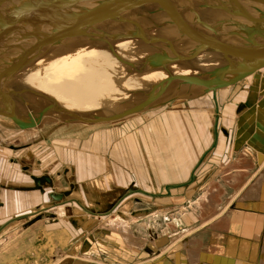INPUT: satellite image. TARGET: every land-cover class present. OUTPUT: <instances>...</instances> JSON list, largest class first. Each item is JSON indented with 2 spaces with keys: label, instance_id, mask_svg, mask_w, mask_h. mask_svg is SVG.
Masks as SVG:
<instances>
[{
  "label": "rangeland",
  "instance_id": "374dc122",
  "mask_svg": "<svg viewBox=\"0 0 264 264\" xmlns=\"http://www.w3.org/2000/svg\"><path fill=\"white\" fill-rule=\"evenodd\" d=\"M26 1L27 0H18L20 3L19 7L23 8L24 6L22 12L25 11V8H30L27 6L30 5L32 0ZM13 7H15V5H13ZM149 10L154 9L150 7L148 10H146V13ZM213 17H215V15L211 16V18ZM136 20L139 19L137 18ZM0 24H2V22H0ZM209 24L212 25V22ZM233 24L235 23L225 22L223 27H218L219 25H217V28L215 29L224 39H229L234 33L231 28L234 26ZM238 32L241 31L239 30ZM163 33L165 34L164 31ZM167 35H169V33ZM237 36L239 39V37L243 38L244 35L239 33ZM96 47H99V45L94 46L93 49L91 48L86 52L91 54H100L87 56L79 61H75L73 59L67 61V63H65V65L61 68L63 77L61 75H57L55 77L47 78V80H43L41 85H44V89L50 88L49 86L53 85V82L58 81L59 84H61L57 86L53 92H50L48 94L49 96L53 98L64 96L65 92L68 91L67 88H63L65 85L64 81L69 83L72 88H75L76 86L74 85L77 83V81L79 82V80H84L81 78L85 77L87 74L91 75L94 73L93 75L96 74L95 76L98 75L101 77V79H106L107 77L110 78L113 74L115 77L117 75L119 76L121 73L117 69L119 68L118 66L122 68L124 72L123 75L128 79L127 82L129 85L131 80H135L134 83H139L137 77H141L142 73L139 72L140 67L135 64L136 61H134L136 70L131 69L132 60L137 58L139 52L149 49H141V46L136 45L135 42L125 41L115 45V56H113L110 52L104 50L97 51ZM149 51L153 54L157 53L155 50ZM108 55H111L113 58V63L109 69L107 63L104 62L108 61L106 59ZM97 57H99L101 60L95 69H86L84 71H87L86 73H80L79 71L76 73L72 72L73 70H76V67L80 64L82 65L88 62H94ZM161 63L163 64V61H161ZM113 66H116L114 67L116 69H114ZM127 69H129L130 73L132 74L129 75ZM156 73L157 75L155 79L152 80L155 81V84L153 85L158 84V76H160V78L163 76L161 69L156 71ZM62 78L63 81H61ZM164 79H167L166 75H164ZM107 81L111 84V87L114 85V81ZM142 82L143 81L140 80L141 84ZM146 82L147 81H145V84ZM246 82H249L252 86V89L248 90V95L250 94L248 101L251 100V98L253 99L254 95L258 92L263 94L261 98L264 97V69L259 71L258 74H255L249 78V81ZM241 84L242 83L238 84L237 86L235 85L223 96H227L228 93L233 92V88H236V93H239L242 91L240 89ZM39 86L40 85L36 86L35 88H38ZM177 86L178 85L176 84L174 87ZM77 88H79V86H77ZM173 88H170L169 91H171ZM116 89L117 87L113 86L106 91V94L102 92V95L111 96L116 93ZM147 89L148 87L145 85V87L140 90ZM38 91L40 90H35V92ZM69 92H72V90ZM80 92H84L83 88H81ZM80 92H77L75 97L78 96ZM241 94L247 95V92L243 91ZM170 96L171 95L168 94L166 98L164 97V99L161 100L170 99ZM241 96L243 95H240L237 98V101L240 100ZM69 98H71V96L67 97L66 100ZM205 98H207V100L209 99L207 104H212L211 95L206 94L203 96V94L199 92L196 96H191L190 99L185 98L183 100H169L163 105L161 104L155 106L153 110L144 111L143 113L137 114L129 119L107 121L106 125L110 127L103 130L102 128H104V125H101V123L98 122L97 119L99 118L90 122H75L73 121V118L69 119V116L72 114L82 115L90 113V108L74 111V113L71 112L72 114L47 115L43 117L38 126L27 130H20L14 126H11L7 120L0 117V181L23 186H32L33 182L30 180V176L48 175L49 177L52 176L56 178L57 176L61 177L65 175L67 171V175H69L70 169H67L66 173L64 174V172H62L63 169L61 168H68L65 166H69L71 163L84 162V158H96L98 161H100V159H105L109 167L115 169L117 162L116 159L119 158L120 154L129 159L128 162H130V164L133 162L132 159L135 158L136 160H140V164H143L144 168L151 167L150 169H152L153 164L155 163V143L157 144L155 141L157 139H161V142L165 143L162 138L164 132L160 128V126H162L161 123L163 122V119H160L159 117L163 118L164 114H167L168 118L171 117V121L169 123L173 127V133L172 135H169V141H172L173 144H176L172 146L175 147L178 145L177 142H179L182 137V133H180V127L182 125V118L180 114H188L187 108L196 107L195 105L198 100H200L198 101V104L201 103L200 106H203L204 104L202 103ZM257 98L258 97L255 98V103L249 104L247 107L252 113L256 111L259 112L262 108L260 103L263 102V100L258 101ZM28 100L34 106L42 104L41 99L29 98ZM126 100H129V97L126 98ZM161 100L157 101L154 105L159 104ZM219 108L222 109V107ZM219 108H217L216 111H220ZM19 110L24 109L19 107ZM142 117H146L148 122L150 120L155 121V124L152 125V127L149 126L151 127L150 129L147 128L143 131H139L141 130L139 127L135 128L137 130L136 138L146 140L148 139V142L140 144L139 149L134 148L133 150L130 147L132 144L130 141V143H125L124 146L126 147L122 148L124 153L118 152L119 149L116 147V144H118L116 133L117 128L123 125L128 126L131 122L134 123V121L136 123V121L138 122L139 120H143ZM244 118L243 120L238 119L233 126V131L235 130L238 136L242 139L241 144H234V147L232 145V147L229 149L228 155H226L221 162L217 163L214 161L215 165H213L214 162L212 161L213 163H208L207 168L203 167L204 169L201 168L197 171L195 170V173L197 174L194 177V182L191 188L189 189V196L186 198H181L179 195L175 196L173 200H171L173 201V205L171 207L163 209H160L159 207L160 210L157 209V204H155V206L153 204H148L149 201L144 199V201L141 202L143 205V207L141 205V210L143 208H149L150 210H142L139 213H143V215L144 213H153L154 215L152 214L149 219H143L142 217V219L138 220L139 217L135 218V216H131L138 213L139 210H136L124 213H117L116 211L110 216L106 217L107 220H105V223L104 221H100L101 224L103 223L102 229L111 230V232L109 231L111 235L107 241V245H103V248H101L103 253H100L99 256L103 255L104 253L109 255L111 254V256H109V258H111V264H140L144 263L141 260H146L147 253H149L151 254V259H154L153 262H150L149 264H188L191 262L186 257V252L191 253L193 251L195 256L197 255L201 257L202 254L201 260L203 262L206 264H211L213 258L208 256L203 249L202 251L200 250V247H202L200 242L203 243L209 230L212 228L219 229V226L222 225V221L228 218L231 211L243 209L246 204L254 203V200L257 198L256 194H259L260 196L258 197L264 200V194L262 195L261 193L262 191L264 193V147L255 148L251 144L258 142L259 139L264 141V136L263 134H259L261 128L260 126H257V128L255 127V130L248 128L247 134H245V137L243 136L242 138L241 135L243 129L245 128V126H243ZM63 119L69 120L65 121ZM193 124L195 125L196 122ZM63 130L64 133H62ZM182 130L184 129L182 128ZM131 131L132 130L125 131L124 136L132 133ZM93 132L97 134L96 137L93 135ZM155 132L158 137L154 135ZM237 134L233 136V139L235 136H237ZM94 141L96 143H94ZM237 141L239 140L237 139ZM163 143L162 145H165ZM100 144L101 147L99 146ZM10 147H17L18 149L14 151L10 150ZM151 147L153 149H151ZM122 156L120 158H122ZM52 159L59 161L61 164L58 174L52 170L53 167H50V164L53 162ZM156 159L158 158L156 157ZM18 161H25L27 164L22 165ZM41 161H43L45 165L48 163L49 166L42 169L39 164ZM171 162L173 164V172H176L175 160L173 159ZM134 165L137 166V161H135ZM22 166H29L27 174L23 172ZM18 178L20 181H22L21 183L18 181ZM60 186L66 189L68 183L65 184L63 182L60 184ZM78 187L82 189V183L79 184ZM78 187L77 185H74V188ZM141 187L147 188L144 187V185ZM258 187L261 189L259 190ZM4 192L5 190L0 188V196H2ZM20 196L23 195H18L17 200L20 199ZM177 197L182 200L179 201V198ZM8 211L10 213V210ZM9 213L7 212L5 216L0 218V264H54L55 252L57 248H54L51 243H46V240L44 238L41 239V237L50 235L46 229L47 226L50 225L49 222L54 224V220H57V217L64 219L63 217H67L68 215L66 211H63L62 215L57 214V216L54 215L55 213H46L47 215H45V218L39 219V210L36 208L35 210H31V214L28 215V217L35 216L31 220H27V216L17 217V215L20 213ZM82 215L83 212L78 213L76 211L75 213L77 219L79 218L78 216L82 217ZM81 217L79 218L80 222L83 221ZM123 218L129 220L126 221V223L128 224V227L133 235V237L131 235V239L122 238L128 245H126L120 237L122 233H127V224ZM111 225L114 226V229L111 228L113 227ZM138 226H140V229L138 228L137 230ZM120 227L125 229L119 230ZM60 236H62V234H60ZM132 241H134L133 244L140 243V245H138L139 250L132 249L130 247L132 244H130V242ZM192 245H194V248H191ZM135 246H137V244ZM137 253H141L142 259L133 262L135 261L136 257L132 260L131 256L133 254L137 255ZM117 254H121L123 257L121 258ZM80 258L81 257L78 259ZM261 259L263 262H260ZM201 260L200 262H202ZM260 261L259 264L264 263V249L261 253ZM214 263L217 264L216 261H214Z\"/></svg>",
  "mask_w": 264,
  "mask_h": 264
},
{
  "label": "crops",
  "instance_id": "0c3cea01",
  "mask_svg": "<svg viewBox=\"0 0 264 264\" xmlns=\"http://www.w3.org/2000/svg\"><path fill=\"white\" fill-rule=\"evenodd\" d=\"M204 18L208 20L209 17ZM226 20H228V18L215 16L209 21H211L212 24H214V27L217 28V25H219L218 27H223V24L228 22ZM238 31L239 30H234V33L239 35V33L243 34V32H246L243 28L240 30L241 32ZM243 35L245 36V34ZM236 38H238V36H236ZM183 48L184 50L187 49L180 46L179 50H183ZM201 58L202 57H198L197 60H200ZM106 59L108 61L104 62L107 63L109 69L113 63V58L111 55H108ZM162 59V56L150 53L149 50H143L138 53L137 58L132 60L131 66L132 70H136L134 66V61H136L135 64L140 67L139 72H141L142 75L139 73L141 77H137V80L139 81L138 84L134 83L135 80H131L129 85L127 82L128 79L123 75L124 72L122 68L117 65L119 67L117 69L120 71L121 75L115 77L113 74L110 78L107 77L108 79H101L100 76H95L96 74L93 75L94 73L90 72L93 76L87 74L85 77L81 78L84 80H79V82L77 81L74 85L76 86V91L75 88H72L69 83L64 81L65 85L62 84L64 85L63 88H67L68 91L65 92L64 96L52 99L60 103L72 105L75 108L81 107L83 100L87 101L83 105L85 107H91L90 110L102 109L103 111H106L105 114H98V122L101 123V125H104L102 130L109 128L110 126L106 125L107 121L104 122V120H99L106 116L118 115L128 109H133L134 106L139 104V102L134 104L135 97L127 96L130 101H117L112 103L111 99L107 98V95H102V92L106 94V91L113 86L117 87L116 94H119V88L122 90H140L144 88L145 85L146 87L151 88V86L155 84V81L152 80L155 79L157 75L156 71L159 69L162 70L163 76L161 78L158 76V84L165 80L164 75L168 78L169 74L174 76H189L197 73L190 71L187 68L180 67L178 64L173 63L170 66L167 64V60L163 61L162 64ZM114 67L116 66H113V68ZM164 68L170 70L171 73H167ZM249 78L244 82H240L242 83L240 85L242 91L239 93H236V88H233V92L228 93L227 96H223L232 87L215 93L210 92L207 95H211L212 104H207L209 99L207 100V98H205L202 103L204 105L200 106L201 103L198 104V101H200L198 100L195 105L196 107L187 108L188 114H180L182 118L180 133H182V137L181 140L177 142L178 145L175 147L172 146L176 144L169 141V135H172L173 133V127L169 123L171 117L168 118L167 114H164L163 118L158 116L160 119H163L160 128L164 132L162 138L165 143L161 142V139L155 141L157 144L155 143L156 150L154 152L155 163L153 164V170L150 169L151 167L144 168L143 164H140V160H136L135 158L132 159V161L134 163L137 161V166L134 165L133 162L130 164V162H128L129 159L121 154L119 158L116 159L117 162L115 169L110 168L105 159H100V161H98L96 158H84V162L82 161L80 163L71 164L68 162L69 166H65L68 168L61 169H63L62 172H64V174L67 169H70L69 175H67V171V173L61 177L57 176L54 178L50 176L54 183L53 190L47 189L44 194H41L39 191L22 192L5 190L3 195L0 196V218L5 216L7 212L9 213L8 210H10L9 214H12V212H14V214L20 213L17 217L27 216V220H31L35 217H28V215L31 214V210H35L36 208L39 210V219L45 218V215H47L46 213H55L54 215L57 216L59 211H66L68 214L67 217L65 216L66 218L63 217L64 219H60L57 217V220H54V224L49 222L50 225H48L46 229L50 235L41 237V239L44 238L46 240V243H51L54 248H57L54 264H111V258H109L111 254L104 253L106 257L104 254L99 256L100 253H103L101 248H103V245H107V241L111 235V230L102 229L103 223L101 224V222L104 221L105 223V220H107L106 217L116 211L117 213H124L139 210L137 214L131 216H135V218L139 217L138 220L142 219V217L143 219H149L153 213H144V215L143 213H139L142 210H150L149 208H143L141 210V202H143L144 199L149 201L148 204H153L154 206L157 204V209H159V207L160 209H163L173 205V201L171 200H173L175 196L179 195L181 198L189 196V189L191 188L194 182V177L197 174L195 173V170L197 171L201 168H207L208 163L212 161L217 163L221 162L225 156L228 155L229 149L232 145L234 147V144H241L242 139L238 136L235 130L233 131V126L238 119L243 120L245 117L243 121V126H245V128L241 135L242 138L247 134L248 128L255 130V127L257 128V126H260L261 128L259 134H263L264 136V97L261 98L263 94L258 92L254 95L253 99L251 98V100L248 101L250 95H248V90L252 89L251 84L246 82L249 81ZM107 80L114 81V85L111 87V84L108 83ZM140 80L143 81L142 84L140 83ZM145 81H147L146 84ZM175 85L176 83L171 84L169 88H173ZM77 86H79V88H77ZM81 88H83L84 91L82 93L80 92ZM177 88L180 90H187L192 89L193 87L183 86ZM70 90H72V92H69ZM99 91L101 92V95ZM243 91H246L247 95L241 94ZM77 92H80V94L75 97ZM240 95L243 96L237 101V98ZM70 96L71 98L66 100V98ZM256 97H258V101L263 100V102L260 103L262 108L259 112L256 111L252 113L247 107L249 104L255 103ZM92 101L98 103L96 107L93 106L95 103L91 104V106L89 105ZM47 103L50 102L42 101L43 106L47 105ZM41 105L35 107H41ZM219 107H222V109ZM217 108H219L220 111H216ZM107 111H111V114L107 115L109 114ZM134 116L135 115H129L121 120L129 119ZM142 119L143 120H139L138 122L136 121V123L135 121L134 123L129 122L130 124L128 126L123 125L117 128L116 133L118 144H116V147L119 149L118 152L124 153L122 148L126 147L124 146L125 143H130V141L132 142L130 147L133 150L134 148L139 149L140 144L148 142V139L136 138L137 130L135 128L139 127L141 129L139 131H143L147 128L150 129L152 125L155 124V121L150 120L148 122L146 117H142ZM115 121H119V119ZM195 122L196 124L194 125L193 123ZM182 128L184 130H182ZM128 130H132V133L124 136V132ZM62 133H64V130ZM235 134H237V136L233 139ZM93 135L96 137L97 134L94 133ZM154 135L158 137L156 132ZM237 139L239 141H237ZM94 143L96 142L94 141ZM162 143L165 145H162ZM251 144L255 148L264 147V141L262 139ZM99 146L101 147V144ZM151 149L153 148L151 147ZM121 156L122 158H120ZM156 157L158 159H156ZM173 159L176 163V172H173L172 168L173 164L171 161H173ZM52 160L53 162L50 164V167H53L52 170L58 174L61 164L55 159ZM215 162L213 165H215ZM39 164L42 169L49 166L48 163L45 165L43 161ZM18 181L20 183L22 182L19 178ZM1 182L3 181H0V183ZM63 182L65 184L68 183L66 189L60 186ZM81 183L83 186L82 189L78 187ZM74 185H77L79 189L74 188ZM142 185L147 188H142ZM258 189L260 190L261 188L258 187ZM51 193L63 195V201L59 203L51 202V199L49 198V194ZM261 193L262 195L264 194L263 191ZM20 194L23 196H20V199L17 200V197ZM256 196L257 198L254 200V203L246 204L243 209L231 211L228 218L222 221V225L219 226V229L212 228L205 236V239L203 237L204 245L200 242L202 244L200 250L202 251L203 249L208 256L213 258L211 264H216L214 261H216L217 264H259L260 256L264 249V200L258 197L260 196L259 194H256ZM181 200L182 199L179 198V201ZM76 211L78 213L83 212L82 217L78 216L83 219L82 222L79 221V218H76ZM123 220H125V223L126 221H129L125 218H123ZM126 226L127 233H119L121 234V239H131L132 232L129 229L128 224ZM111 228L114 229V226ZM138 228L140 229V226L137 227V230ZM123 229L125 228H119V230ZM60 234H62V236H60ZM122 241L128 245L125 240L122 239ZM136 244L137 246H135ZM136 244H131L130 247L139 250L138 245H140V243ZM191 248H194V245H192ZM117 255L121 258L123 257L121 254ZM150 255L151 254L147 253L146 260H143L141 258V253H137V255L133 254L131 259L133 260V258L136 257L133 262L142 259L141 261L144 263L140 264H149L154 260L153 258L151 259ZM79 257L81 258L78 259ZM186 257L192 264H206L201 260L202 254L200 257L197 255L195 256L193 251L191 253L186 252ZM200 260L203 263L200 262ZM261 262H263L262 259Z\"/></svg>",
  "mask_w": 264,
  "mask_h": 264
},
{
  "label": "water",
  "instance_id": "95a60500",
  "mask_svg": "<svg viewBox=\"0 0 264 264\" xmlns=\"http://www.w3.org/2000/svg\"><path fill=\"white\" fill-rule=\"evenodd\" d=\"M212 1L32 0L30 8L21 13L15 28L8 35L12 43L9 49L13 51L11 53H15V69L11 73L12 78H0V117L20 130L38 126L55 105L48 109L33 110L27 100L29 98L24 97L30 95L31 91L23 87L13 89L12 80L37 66L40 60L47 63L50 59L57 60L98 45L109 49L115 56L114 47L117 43L132 41L140 45L141 49L155 50L157 53L154 54L164 57L170 66L174 63L198 73L189 76L169 74L165 81L151 86L152 90L160 91L156 97L149 96L133 109L106 116L99 121H112L141 114L169 100L190 99L191 94L199 93V90H204L203 95L215 93L221 88L232 87L254 76L264 69V27L261 33L246 31L243 32L246 35L244 38L224 39L214 24H209L213 10ZM220 1L221 6L223 2L232 3L231 8H235L234 13L230 14L232 17L244 12L241 10L240 0ZM242 3L241 1V5ZM150 7L154 10L146 13ZM225 11L230 13L227 9ZM204 17L209 18L207 20ZM137 18L139 20H136ZM256 22L264 23V20ZM180 46L187 49L179 50ZM198 57L202 58L197 60ZM164 69L171 73L170 70ZM206 80L214 81L217 86L206 88L211 83ZM171 83H176L177 87H193V92L161 100L159 95L162 88ZM159 100L161 102L154 105ZM17 105L22 106L24 110H19ZM69 119L72 117L69 116ZM17 149L10 147V150ZM18 162L27 164L25 161ZM28 169L29 166H22L26 174ZM30 180L33 182L31 187L1 182L0 188L9 191H39L41 194L47 189L53 190L54 183L48 175L30 176ZM49 198L59 203L63 201L64 196L51 193Z\"/></svg>",
  "mask_w": 264,
  "mask_h": 264
},
{
  "label": "bare ground",
  "instance_id": "6f19581e",
  "mask_svg": "<svg viewBox=\"0 0 264 264\" xmlns=\"http://www.w3.org/2000/svg\"><path fill=\"white\" fill-rule=\"evenodd\" d=\"M27 1H29V0H27ZM241 1L243 2L242 5H241ZM217 2H219V3H217ZM23 3H24V1H23ZM220 3H221L220 0H213L212 1V5H213L212 16L215 15V16L225 17V18H228V20H226V21H228V23H232V22L235 23V24H233L234 26L231 27L232 31L241 30L242 28L245 31H253L254 33H261L263 31L261 29H263L264 23L256 22V21H263L264 20L263 19L264 18V11H263L264 10L263 9L264 8V1L258 2V1H250V0H240L239 3L241 6V10L243 9V11L245 13L243 12L241 14L239 13L238 15H235L237 17H235V16L230 17V14L234 13V11H235L234 7L231 8V5H232L231 2H229V3L223 2L222 3L223 6H221ZM13 5H15V7H13ZM19 6H20V3L17 2V0L16 1L15 0H0V22H2V24H0V45H1V47H0V78H2V77L10 78L11 73L15 69V65L13 63L15 53H11L13 51H10V49H9L10 47H12V43L10 42L11 40H9L8 35H10V32H12V30L15 28V26H16V24H17V22L21 16V12L24 9V6H23V8L22 7L20 8ZM27 7H30V5H28ZM220 8L223 11H221ZM225 9L229 10L230 13L225 11ZM25 10H26V8H25ZM236 27H238V28H236ZM236 36L237 35L235 33H233L229 39H233ZM96 49H97V51H99V50L100 51H103V50L109 51V50H107L103 47H100V46L96 47ZM69 50H70V48L67 50V52ZM97 54H100V53L91 54V53H88L86 51H77L76 54L73 53V55H66L67 57L64 56V57L59 58L57 60L50 59L47 63H45V61L43 62L42 60H40L37 63V66H33L32 69L30 68V70L28 69L27 71H24L21 74V76H19L18 78H16L17 76L14 77V78H16L15 80H12V79H8V80H12L13 83L11 85H13L12 88L15 90L23 87V88H27L28 90L31 91L30 95H28V96L24 95V97L36 98V99H41V101H44V102H50V103H47V105H45V106H43V104H42L41 107H35L32 103L29 102L33 106L32 107L33 110L39 111L40 109H48L51 105H55L52 107V111H50L47 115L72 114L71 112L74 113V111L83 110L85 108L89 109L91 107H85L83 104L87 101H84V100L82 101L81 107H78V108H75L74 106L66 104V103L64 104V103H60L58 101H54L52 99L53 97L49 96L48 94L50 92H53L56 89V87L61 85V84H59L58 81L53 82V85L49 86L50 88H45V89H44V85H41V84L45 78H51V77H55L57 75L62 76L61 68L64 66L65 62L67 63V61H70L72 59L75 61H79L82 58H85L87 56H94ZM100 60L101 59H99V57H97V59L94 62H88V63L82 64V65L80 64L79 66L76 67V70H73L72 72L76 73L79 71L80 73H86L87 71L84 72L86 69L87 70L95 69L98 66V63H100ZM162 61H166V59L163 57ZM143 66H147V65H143ZM127 70H128L129 75L132 74V73H130L129 69H127ZM195 74H198V73H195ZM45 80H47V79H45ZM61 81H63V78ZM163 81H165V80H163ZM206 81L211 82V80H206ZM62 83H64V82H62ZM171 84L162 88L161 95H159L160 98L164 99V97L166 98L168 94L171 95L170 97H173V96L178 95V94L184 95V94H188V92H193L192 91L193 89L180 90L177 87H175V88H173V90L169 91V89H170L169 87ZM38 85H40L41 87L39 86L38 88H35ZM216 86H217V84H215L214 81H212L210 84L207 85L206 88H213ZM234 86H232V87H234ZM229 88H231V87L221 88L217 91L226 90ZM34 89L40 90V91L35 92ZM119 89H120L119 94L115 93V94L107 97V98L111 99L112 103H115L117 101H121V102L130 101V100H126V98H128L127 96H133V97H135L134 98L135 99L134 104H137L138 102L146 99L149 96L156 97L160 92L158 90H152L153 88H148L147 90H140V91L137 89L136 90H130V91L127 89H124V90H122L121 88H119ZM199 91H200V93L204 92V90H199ZM217 91H215V92H217ZM124 95H125V97H124ZM196 95H197V92H195L194 94H191V96H196ZM183 99L184 98H182V100ZM95 101H97V100H95ZM95 101H92V103H90L89 105L91 106V104L95 103L93 106L96 107V105L98 103H96ZM75 104H77V103H75ZM19 107L20 106H18V108ZM20 108H22V106ZM22 109H24V108H22ZM99 113L105 114L106 111H103L102 109H96V110L93 109V111L91 110V112L88 114H82V115L72 114L71 117L73 118V121H75V122H80V121L81 122H90V121L97 119L99 116L98 115ZM107 113H109L107 115H110L111 111H107ZM62 213H63V211H59L57 214L62 215ZM131 243L133 244L134 241L130 242V244Z\"/></svg>",
  "mask_w": 264,
  "mask_h": 264
}]
</instances>
